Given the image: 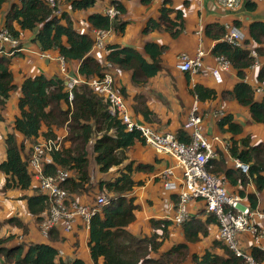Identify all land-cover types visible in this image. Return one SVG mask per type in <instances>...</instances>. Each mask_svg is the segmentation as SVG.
I'll return each instance as SVG.
<instances>
[{"label":"trees","instance_id":"16d2710c","mask_svg":"<svg viewBox=\"0 0 264 264\" xmlns=\"http://www.w3.org/2000/svg\"><path fill=\"white\" fill-rule=\"evenodd\" d=\"M7 1L0 0V8ZM63 1L72 10H82L93 6L97 0ZM110 4L120 11L116 17L110 19L105 13H92L88 16V21L93 28L122 33L127 25V21L120 16L125 11L124 5L119 0H110ZM167 4V0L162 2L159 16L146 22L143 33L165 31L176 38L183 31L182 11ZM254 7L253 3L247 2L249 10ZM172 13L174 17H171ZM3 27L16 38L24 31L34 32L32 41L42 50H56L67 61L79 62L78 74L85 81L102 77L107 70L105 62H109L115 67L130 71L134 85H143L160 70V56L166 48L156 42H146L143 52H140L131 46L107 44L105 62L102 63L91 54L93 37L77 31L67 12L54 14V8L47 0H20L19 3H12L5 14ZM205 34L216 40L212 54L225 55L240 79L228 94L239 105L248 108L253 122L264 124V104L255 99L253 88L243 80L247 69L255 62L248 44H255L253 50L257 56H264V21L250 22L248 38L244 40L243 46L223 41L225 27L218 22L208 24ZM8 62V59L0 58V120H4L2 109L16 87ZM257 80H264V62L257 69ZM113 87L127 102L124 89L118 88L115 82ZM190 91L200 101L213 100L217 96L213 88L198 83ZM20 92L13 131L8 132L5 138L6 158L0 162V171L7 176L5 187L14 186L21 190L32 188L31 174L28 171L30 154L23 153L24 142H18L16 132L30 140L31 152L32 145L40 139L57 140L54 128L66 125L68 131L64 141L68 144L63 143L60 149L52 151L53 163L46 164L45 172L53 174L57 167L68 169L72 175L62 186L75 201H79L77 196L87 193L91 159L97 167L96 174L101 173L97 185L101 187L105 184L111 197L106 205L92 215L88 224L87 244L95 263L101 258L102 264H184L188 259L195 264H243V258L237 256L219 237L212 240V247L219 248L220 254L210 249L202 253H189L188 243H195L206 237L209 226L217 225L216 217L205 213L203 208L190 214L181 224L184 241L174 243L160 253L159 248L169 236V227L173 225L170 219H150L149 223L153 228L150 236L137 237L128 231L127 227L135 219V211L138 209L134 197L128 196L138 184L132 173L135 170L151 169V166L134 161L121 167L120 165L127 159V149L137 141L145 142L138 130H125V126L109 113L107 104L87 83L81 82L73 87L71 106L68 101L69 92L61 77L49 78L44 74L25 77L20 84ZM136 100L138 111L148 120L150 111L143 97L137 96ZM62 104L66 107L63 108ZM127 105L129 107L128 102ZM217 125L221 132L231 134L228 153L233 158L248 163L249 173L246 175L234 168L226 156L210 159L207 170L224 181L227 179L231 185L240 182L244 188L248 181H252L258 191L264 190V142L252 144L250 136L236 139L235 136L243 133V127L233 121L230 113L225 114ZM43 127H46L45 131L42 130ZM175 135L183 143L190 142L189 134L182 127ZM90 145L92 151L89 149ZM112 166L118 169L109 171ZM239 193L247 197L252 208L256 207L257 198L254 193L245 194L243 189ZM23 198L36 221L46 219L50 205L46 195L39 193L35 187L31 195ZM5 223L23 226L18 219H5L0 221V231ZM54 229L56 228L50 231ZM259 229L261 230V224ZM12 238L13 235L0 236V264H85L79 258L69 263L64 262L58 256V249L49 243L30 241L26 244L8 245ZM240 249L264 264V251L259 246L252 245L248 251ZM152 253L157 255L152 256Z\"/></svg>","mask_w":264,"mask_h":264},{"label":"crops","instance_id":"0c3cea01","mask_svg":"<svg viewBox=\"0 0 264 264\" xmlns=\"http://www.w3.org/2000/svg\"><path fill=\"white\" fill-rule=\"evenodd\" d=\"M20 0H8L0 8V28L3 27L4 17L12 3H19ZM118 1V0H117ZM125 8L120 15L122 19L127 21V25L122 33H115L113 30H105V43L119 44L122 46H131L140 52H143L146 42H156L166 46L160 56V70L158 73L149 78L143 85H134L131 81L130 71L122 70L113 66L110 72L113 74L115 85L124 89L125 97L129 104L132 117L135 121L140 120L150 124L155 130L160 132H171L176 134L183 127L189 110L193 104V93L189 81L191 79L194 84H202L205 87L213 88L217 92V96L213 100L200 101L202 110L201 130L207 135L221 134L224 141L229 142L231 134L221 132L217 125V120L212 117V112L222 110L225 114H231L233 121L242 125L243 133L235 136L239 139L243 136H250L251 143L256 144L264 142V124L255 123L251 120L248 108L239 105L228 92L232 91L235 83L240 79L236 75V71L232 68L230 72L224 74L222 84H217L210 74V68L214 65V55L211 50L216 40L205 34V27L208 24L218 22L232 23L240 28L245 37L248 38V26L254 20L264 21V0H240V4L234 11H228L221 7L215 0H167V6L182 11L184 21L183 31L173 38L165 31H152L143 33V28L150 18L156 19L159 16V9L164 0H119ZM250 1L255 5L254 9L247 8V2ZM61 12L65 11L71 17L74 28L79 32L88 33L93 36V27L88 21V16L92 13H105L110 7V0H97L93 6L82 9L72 10L68 3L63 0H57ZM174 17V13L171 14ZM18 29V26L15 25ZM201 30L203 34L202 46L208 52L204 57V69L200 73L189 77L187 73L179 71L176 67L177 57L180 53L193 55L198 44V35L196 31ZM34 32L24 31L20 34L19 40L22 45V51L9 59V69L12 72L15 89L10 93L9 98L5 102L2 109L4 120H0V162L6 158L5 138L8 132L13 131L14 118L18 115L17 102L21 95L20 84L25 77L44 74L45 76L60 77L59 63L56 56L60 55L56 50L47 51L51 55V59H40L36 56L39 45L32 41ZM251 50L255 44H248ZM91 54L100 62H105V54L91 50ZM261 62H264V56H260ZM69 74L72 77L80 76L78 74L79 62L67 61ZM257 69L249 68L246 71L248 76L247 83L253 87L258 82ZM190 78V79H188ZM192 82V81H191ZM141 96L145 101V105L150 111L149 118L146 120L138 111L136 97ZM258 100V96L254 95ZM62 107L66 106L62 104ZM137 118V119H136ZM140 123V122H139ZM43 131L46 127L42 128ZM54 132L58 138L62 139V144H68L64 141L67 131L64 127L54 128ZM219 135V134H218ZM18 142H24L23 153L30 154V140L24 139L23 136L16 132ZM93 142V141H92ZM92 145V144H91ZM89 149L92 151V147ZM229 153L221 148L217 150V157L223 156L229 158ZM127 159L120 165L134 161L135 163H143L150 165L151 169L135 170L132 173L133 179L138 183L133 187L128 196L134 197V203L138 205L135 211V219L127 227L128 231L137 237L150 236L153 228L149 220L155 219H171L175 210V195L169 194L162 189L161 181L158 178L165 167L174 165V160L169 156L165 157L157 154L155 150L142 142H135L126 151ZM91 168L94 169L97 180L101 173L96 174L92 159L90 161ZM118 167H115V170ZM6 175L0 171V221L5 219H18L23 226H17L15 223H5L0 231L1 237L13 235V238L7 243L8 245H16L21 243L44 242L53 245L56 249H61L63 255L60 257L64 262H71L75 258L82 259L85 264H102L100 258L95 263L88 249V226L79 220L75 229L68 234L62 233L58 229L48 232L47 236H43L40 232V222L36 221L35 216L28 211L27 201L23 197L31 195L35 188L21 190L18 187H5ZM225 184L228 190L240 194V190H244L245 194L254 193L257 198L256 206L264 207V190L258 191L252 181H248L242 186L240 182L231 185L226 179ZM242 196V195H241ZM247 198L246 196H244ZM82 203H87V196H77ZM85 199V200H84ZM193 209V210H192ZM194 214L196 204L190 206ZM260 238L255 239L250 233L243 232L238 236L239 246L248 251L252 245L259 246L264 251V222L261 224ZM169 236L165 239L159 248V253L167 250L174 243L184 241V234L181 226L171 225L169 227ZM16 235V239L14 237ZM218 237V229L216 225L209 226V234L202 237L195 243H188L189 253H202L206 249L221 253L219 248L212 247V240ZM154 254L152 256H156ZM189 264H195L190 259ZM186 262V263H187Z\"/></svg>","mask_w":264,"mask_h":264},{"label":"built area","instance_id":"2783aa9c","mask_svg":"<svg viewBox=\"0 0 264 264\" xmlns=\"http://www.w3.org/2000/svg\"><path fill=\"white\" fill-rule=\"evenodd\" d=\"M215 1L228 11H234L240 4V0ZM47 2L54 8V14L61 13L57 0H47ZM119 13L120 11L115 5H111L105 10V14L110 19ZM223 25L225 34L222 40L236 46H243L246 39L245 33L232 23ZM104 32L105 30L93 29L94 43L91 50L105 54L107 43H105ZM196 34L198 35V44L195 53L193 55L180 53L176 63L177 69L187 73L190 78L204 69V57L208 53L202 46L203 34L201 30L196 31ZM20 51H22V45L19 38H16L7 28L1 27L0 58L9 60ZM250 54L255 58V62L250 68L261 67L263 62L256 52L251 50ZM36 56L40 59L52 58L47 51L40 47L36 51ZM56 60L59 63L60 77L64 80L69 92L70 106L73 99L71 92L73 87L81 82L87 83L107 104L109 113L125 126V130H138L145 144L151 146L157 154L168 155L174 160V165L165 167L158 173L163 188L176 195L175 210L170 219L174 225L181 226L190 215L188 206L192 201L199 200L200 204L196 205V211L203 208L205 213L213 214L216 217L218 237L233 249L237 256L243 258V264H263L256 261L248 252H243L240 249L238 236L243 232L250 233L255 239L262 236L259 225L264 222V207L252 208L244 196L235 192H227L225 181L207 170L209 160L217 157L219 148L228 153L230 142L224 141L218 134L207 135L201 130L203 115L200 100L196 95H193L192 107L182 127L189 134L190 142L183 143L177 139L174 133L160 132L150 125L134 121L126 100L113 87L114 78L110 72L113 65L109 62H105L107 70L102 77L85 81L81 76L72 77L69 74L67 60L63 56H56ZM231 69L230 61L221 54L214 56V65L209 72L217 84H222L224 74L230 72ZM247 79L248 76L245 75L243 80L246 82ZM191 81H189V85L193 88L195 84L192 79ZM252 88L254 94L258 96V101L264 104V80L256 82ZM211 115L219 121L225 113L218 110L212 112ZM64 128L68 131L66 125ZM61 145V138L57 140L40 139L32 145L28 159V171L31 174L32 184L37 187L39 193L48 197L50 203L47 217L40 223V232L43 236H47L52 228H56L64 234L71 233L79 220L88 226L92 215L106 205L111 197L105 184L101 187L97 185L98 180L93 168L89 173L87 193L94 195V200L87 203L72 200L71 194L63 188L62 184L72 175L68 169L57 167L53 174L45 172L46 164L53 163L52 151L60 149ZM229 158L234 168L248 175L250 168L248 163L233 158L231 155ZM115 167L111 168L115 169ZM62 255L63 251L58 249V256Z\"/></svg>","mask_w":264,"mask_h":264},{"label":"rangeland","instance_id":"374dc122","mask_svg":"<svg viewBox=\"0 0 264 264\" xmlns=\"http://www.w3.org/2000/svg\"><path fill=\"white\" fill-rule=\"evenodd\" d=\"M131 115H132V113H131ZM133 119H134V117H132ZM137 119V118H136ZM134 121H135V119H134ZM136 122L137 123H139L140 122V124H147V125H150V124H148V123H146V122H143V121H140V120H136ZM151 126V125H150ZM220 136H221V134L220 133H218ZM37 142H35L34 144H36ZM33 144V145H34ZM162 156H165V157H169L168 155H165V154H163ZM112 170H115V169H113V168H111V170H109V171H112ZM161 186H162V184H161ZM162 189L165 191V192H167V193H169V194H171V193H173L172 191H166L164 188H163V186H162ZM226 190H227V192H231L230 190H228V187H227V185H226ZM111 193H109V195H110ZM87 196V198H89L88 199V202H92L93 200H94V195H92V194H89V193H83L82 194V196ZM85 200V199H84ZM77 202H79V203H81L80 201H77ZM192 204H200V201L199 200H194V201H192V203L188 206V211L190 212V214H193L192 212V210H190V206L192 205ZM196 212V210H194V213ZM43 221V220H42ZM41 221V222H42ZM40 222V223H41ZM39 223V224H40ZM14 237H15V239H16V235H14ZM152 255H154V253H152ZM0 261H1V259H0ZM184 264H189L188 262L187 263H184Z\"/></svg>","mask_w":264,"mask_h":264}]
</instances>
